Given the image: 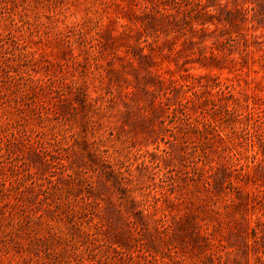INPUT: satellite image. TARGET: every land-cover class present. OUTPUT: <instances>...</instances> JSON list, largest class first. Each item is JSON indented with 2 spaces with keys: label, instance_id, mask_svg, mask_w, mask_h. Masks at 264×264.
Returning <instances> with one entry per match:
<instances>
[{
  "label": "rangeland",
  "instance_id": "rangeland-1",
  "mask_svg": "<svg viewBox=\"0 0 264 264\" xmlns=\"http://www.w3.org/2000/svg\"><path fill=\"white\" fill-rule=\"evenodd\" d=\"M0 264H264V0H0Z\"/></svg>",
  "mask_w": 264,
  "mask_h": 264
}]
</instances>
